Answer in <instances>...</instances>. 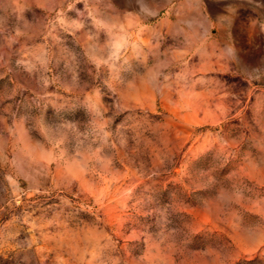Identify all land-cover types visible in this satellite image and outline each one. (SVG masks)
Returning a JSON list of instances; mask_svg holds the SVG:
<instances>
[{"label":"rangeland","instance_id":"374dc122","mask_svg":"<svg viewBox=\"0 0 264 264\" xmlns=\"http://www.w3.org/2000/svg\"><path fill=\"white\" fill-rule=\"evenodd\" d=\"M0 264H264V0H0Z\"/></svg>","mask_w":264,"mask_h":264}]
</instances>
